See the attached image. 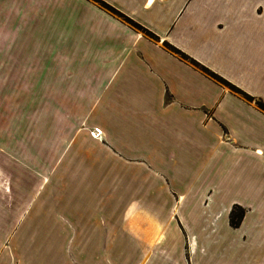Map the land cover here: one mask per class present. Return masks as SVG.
Instances as JSON below:
<instances>
[{
	"label": "crops",
	"instance_id": "1",
	"mask_svg": "<svg viewBox=\"0 0 264 264\" xmlns=\"http://www.w3.org/2000/svg\"><path fill=\"white\" fill-rule=\"evenodd\" d=\"M101 1L158 40L91 0H0V264L27 262L10 234L57 183H82V166L105 165L179 166V183H190L175 193L179 227L132 207L113 227L112 244L121 231L146 246L187 247L173 259L145 253L140 264L210 255L264 264V112L163 47L264 104V0ZM207 227L205 243L194 231Z\"/></svg>",
	"mask_w": 264,
	"mask_h": 264
},
{
	"label": "rangeland",
	"instance_id": "2",
	"mask_svg": "<svg viewBox=\"0 0 264 264\" xmlns=\"http://www.w3.org/2000/svg\"><path fill=\"white\" fill-rule=\"evenodd\" d=\"M112 15L129 24L116 14ZM120 168L105 165L101 169L98 166L95 172L82 166L83 172L79 174L84 177L82 183H57L46 206L30 210L19 230L10 234L13 243L19 241L20 254L27 257L25 264H140L145 259V253L152 252L157 256L168 254L172 259L182 254L187 256V247L179 246L175 240L151 247L129 240L128 236L122 240L121 231H115L120 240L112 244L113 227L124 222L123 216L128 207L136 208L137 212L139 208L148 211L142 216L150 219L148 223L155 222L156 226L172 216L179 227L175 193L184 191V186L190 184L179 183V166L131 165ZM124 169H130V172L125 175ZM95 173L102 175L103 180L99 177L96 183L86 181L85 176ZM99 182L101 196L96 197ZM47 189L50 190V186ZM99 196L100 206L97 205ZM90 202H93L92 206H89ZM179 206L183 208L182 204ZM196 208L198 210L199 206ZM103 221L107 225H103ZM81 228L85 229L83 233ZM194 232L205 243L214 237L208 227L202 233L198 230ZM217 236L222 238L219 233ZM19 257L23 260V256ZM220 258L210 255L209 261L203 263H219ZM232 264H239V261Z\"/></svg>",
	"mask_w": 264,
	"mask_h": 264
},
{
	"label": "trees",
	"instance_id": "3",
	"mask_svg": "<svg viewBox=\"0 0 264 264\" xmlns=\"http://www.w3.org/2000/svg\"><path fill=\"white\" fill-rule=\"evenodd\" d=\"M91 1H93L95 4H97L98 6L103 8L104 10H106V11L112 13V14H116L117 16L122 18L123 20H126L131 27H133L136 30L141 31L147 37H149V38H151V39H153L155 41L158 40L157 37L154 36L151 32H149L148 30L142 28L141 26H139L138 24L134 23L133 21L123 17V15L121 13H119L117 10H115L113 7H111L110 5L106 4L105 2H103L101 0H91ZM163 47L167 51H169L170 53H172L175 56H177L180 60L185 61L188 64H190L191 66H193L195 69H198L201 73H203L205 76H207L208 78L212 79L213 81H215L219 85L227 87L231 92L241 96L243 99H245V100H247L249 102H254L255 105L261 111L264 112V104L261 103L260 101H255L253 98H251L250 96L245 94L243 91H241L240 89H238L234 85L230 84L229 82H227L226 80H224L222 77L218 76L217 74L213 73L209 69L203 67L202 65L197 63L195 60H193L192 58H190L189 56H187L186 54H184L180 50L176 49L175 47L171 46L170 44L164 42L163 43ZM242 216H243V212H242L241 209H238L237 211L233 210L230 213V216H229V223H230L231 227L237 228L239 226V224H240Z\"/></svg>",
	"mask_w": 264,
	"mask_h": 264
},
{
	"label": "built area",
	"instance_id": "4",
	"mask_svg": "<svg viewBox=\"0 0 264 264\" xmlns=\"http://www.w3.org/2000/svg\"><path fill=\"white\" fill-rule=\"evenodd\" d=\"M91 135H92V137H99L100 136V131L97 130V129H94V131L91 132Z\"/></svg>",
	"mask_w": 264,
	"mask_h": 264
}]
</instances>
